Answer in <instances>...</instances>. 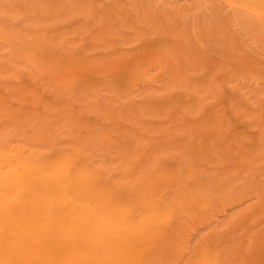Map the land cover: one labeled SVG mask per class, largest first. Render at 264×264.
Instances as JSON below:
<instances>
[{"label": "bare ground", "instance_id": "bare-ground-1", "mask_svg": "<svg viewBox=\"0 0 264 264\" xmlns=\"http://www.w3.org/2000/svg\"><path fill=\"white\" fill-rule=\"evenodd\" d=\"M0 264H264V0H0Z\"/></svg>", "mask_w": 264, "mask_h": 264}, {"label": "rangeland", "instance_id": "rangeland-1", "mask_svg": "<svg viewBox=\"0 0 264 264\" xmlns=\"http://www.w3.org/2000/svg\"><path fill=\"white\" fill-rule=\"evenodd\" d=\"M13 82L18 84L19 86L21 85L22 89H24V90H35V89L36 90H41V87H42L41 84L44 83V82H42V83L40 82L39 84L38 83H32V82H29L27 79L15 80ZM12 104L13 105L14 104L17 105L18 101L15 102V100H14V101H12ZM238 126L240 127L241 125H238ZM256 133H257L256 130L255 131L254 130H250V134L251 135H255ZM233 209H234L233 207H230V208L226 209L227 211H223L225 214L222 213L223 216L221 214L219 218L222 219V217H224L225 215L229 214V212H231Z\"/></svg>", "mask_w": 264, "mask_h": 264}]
</instances>
